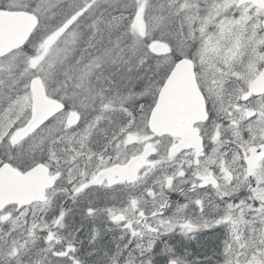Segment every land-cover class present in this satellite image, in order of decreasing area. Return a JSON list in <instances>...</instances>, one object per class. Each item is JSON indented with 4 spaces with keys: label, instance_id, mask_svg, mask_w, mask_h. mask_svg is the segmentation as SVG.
Returning a JSON list of instances; mask_svg holds the SVG:
<instances>
[{
    "label": "snow or ice",
    "instance_id": "1",
    "mask_svg": "<svg viewBox=\"0 0 264 264\" xmlns=\"http://www.w3.org/2000/svg\"><path fill=\"white\" fill-rule=\"evenodd\" d=\"M0 264H264V0H0Z\"/></svg>",
    "mask_w": 264,
    "mask_h": 264
}]
</instances>
